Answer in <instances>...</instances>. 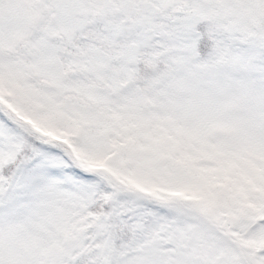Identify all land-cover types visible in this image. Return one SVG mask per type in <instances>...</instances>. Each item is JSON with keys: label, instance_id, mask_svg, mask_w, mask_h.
Returning <instances> with one entry per match:
<instances>
[{"label": "snow or ice", "instance_id": "obj_1", "mask_svg": "<svg viewBox=\"0 0 264 264\" xmlns=\"http://www.w3.org/2000/svg\"><path fill=\"white\" fill-rule=\"evenodd\" d=\"M0 264H264V0H0Z\"/></svg>", "mask_w": 264, "mask_h": 264}]
</instances>
